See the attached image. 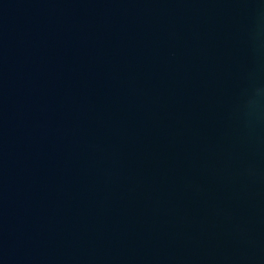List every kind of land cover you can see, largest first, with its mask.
Here are the masks:
<instances>
[{
    "label": "water",
    "instance_id": "obj_1",
    "mask_svg": "<svg viewBox=\"0 0 264 264\" xmlns=\"http://www.w3.org/2000/svg\"><path fill=\"white\" fill-rule=\"evenodd\" d=\"M0 264H264V0H0Z\"/></svg>",
    "mask_w": 264,
    "mask_h": 264
}]
</instances>
